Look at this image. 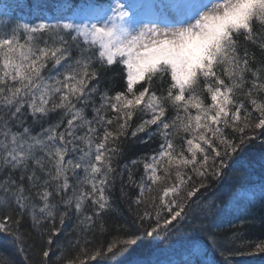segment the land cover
<instances>
[{
  "label": "snow or ice",
  "instance_id": "6c2138e0",
  "mask_svg": "<svg viewBox=\"0 0 264 264\" xmlns=\"http://www.w3.org/2000/svg\"><path fill=\"white\" fill-rule=\"evenodd\" d=\"M114 67L109 80L125 86L113 94ZM261 136L264 0L0 2V234L25 264H120L146 237L186 253L155 264H215L207 245L220 264L264 253V241L244 253L229 247L239 234L215 231L229 209L259 208L264 223V177L257 188L239 171L212 199L201 192ZM154 138L157 149L125 161Z\"/></svg>",
  "mask_w": 264,
  "mask_h": 264
},
{
  "label": "trees",
  "instance_id": "16d2710c",
  "mask_svg": "<svg viewBox=\"0 0 264 264\" xmlns=\"http://www.w3.org/2000/svg\"><path fill=\"white\" fill-rule=\"evenodd\" d=\"M2 3L15 4L16 0H0ZM75 3L86 2V0H73ZM17 15H22L25 19H28L27 10L25 13L17 12ZM259 56V53H257ZM118 71L114 67L111 71L105 74V83L109 84L114 94L115 91L123 90L125 83L120 76H116L114 81H110L109 78L113 77ZM136 122V118H133V123ZM262 130L257 129L256 133L259 134ZM250 134V133H249ZM143 135V134H141ZM264 139L261 136L258 140L254 141V147L249 149L246 154H241V158L236 160V170L229 173L223 181H208L209 187L202 189L201 192L205 193L209 199L214 197V193H217L218 185L227 187L228 185L235 186L237 172L244 171L246 173V181L254 183L257 188L261 178L264 177V160L261 159L259 151V140ZM179 143V139L176 140ZM159 140L154 138L147 144L133 142L129 146L125 161L139 157L144 153H150L152 150L157 149ZM142 171V167H141ZM199 195V194H198ZM195 199V198H194ZM121 211L126 212V208L117 210L109 221L110 227H115L117 224H123L124 220L120 219L119 213ZM255 216L252 219V216ZM261 212L259 208L253 210L252 213L244 209L233 211L229 209L222 215H220L215 221V231L217 236L221 240L230 239L233 234H239L241 239L236 240L230 244L229 247L233 250H239L240 252L248 253L252 251V248L256 243L264 241V223L260 220ZM243 221V223H242ZM30 221L24 224L21 231L29 230ZM191 239L196 240L197 244L203 248L205 242L202 237H192ZM111 241V236L97 237L96 240L88 246V255L97 248H106L107 243ZM247 245V246H245ZM209 252L208 259L215 261V264H220L221 257L218 253H215L210 245H207ZM77 250H69L66 253L67 258H73L78 253ZM40 249L35 248L28 251V255L34 256L39 259ZM59 254V253H57ZM186 256L185 251L180 245L173 247H167L164 243L155 241L152 237H146L141 241H137L135 245H132L130 249L121 257L120 264H127V262L133 258L140 257L145 261H151L155 264L156 261L164 262L167 260L179 261ZM54 258V257H53ZM81 259L85 260V264H101L100 258L96 260L87 259L85 256H81ZM231 264H264V253H254L252 255H233L230 257ZM0 264H25L23 254H21L14 246L10 243L3 242V234H0Z\"/></svg>",
  "mask_w": 264,
  "mask_h": 264
}]
</instances>
